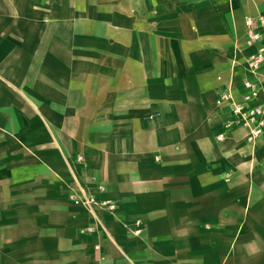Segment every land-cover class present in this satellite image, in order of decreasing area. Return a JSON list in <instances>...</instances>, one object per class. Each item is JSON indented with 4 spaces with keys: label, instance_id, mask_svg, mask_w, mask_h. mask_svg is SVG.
<instances>
[{
    "label": "crops",
    "instance_id": "obj_1",
    "mask_svg": "<svg viewBox=\"0 0 264 264\" xmlns=\"http://www.w3.org/2000/svg\"><path fill=\"white\" fill-rule=\"evenodd\" d=\"M257 14L0 0V264H264V134L247 142L216 104L245 91ZM79 188L115 209L75 204Z\"/></svg>",
    "mask_w": 264,
    "mask_h": 264
},
{
    "label": "built area",
    "instance_id": "obj_2",
    "mask_svg": "<svg viewBox=\"0 0 264 264\" xmlns=\"http://www.w3.org/2000/svg\"><path fill=\"white\" fill-rule=\"evenodd\" d=\"M245 43L246 45L256 44V50L250 54L246 60L250 77L243 80L245 91L241 97H236L230 88L219 90L216 97L217 105H227L230 110L231 118L224 123V127H237L245 132L246 141L249 143L255 142L264 134V105L255 103L259 95L264 92V16L257 14L254 16H245ZM224 137L223 133L217 135V140L220 141ZM78 160L82 159L81 155L77 156ZM98 189L102 190L103 185L98 184ZM70 199L75 204H80L89 211L94 212L95 209H106L113 211L116 202L112 199H97L96 196L90 193L85 188H79L69 194ZM136 227L132 230L134 234L142 232L141 221H135ZM92 231V227L87 228ZM98 248V246H95Z\"/></svg>",
    "mask_w": 264,
    "mask_h": 264
}]
</instances>
